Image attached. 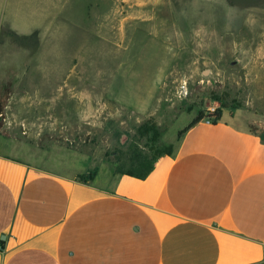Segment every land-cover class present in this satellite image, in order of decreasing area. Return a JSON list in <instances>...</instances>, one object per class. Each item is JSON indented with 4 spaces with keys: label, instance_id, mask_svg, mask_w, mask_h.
<instances>
[{
    "label": "rangeland",
    "instance_id": "rangeland-1",
    "mask_svg": "<svg viewBox=\"0 0 264 264\" xmlns=\"http://www.w3.org/2000/svg\"><path fill=\"white\" fill-rule=\"evenodd\" d=\"M212 107L264 141V0H3L0 135L28 163L126 171Z\"/></svg>",
    "mask_w": 264,
    "mask_h": 264
},
{
    "label": "crops",
    "instance_id": "crops-1",
    "mask_svg": "<svg viewBox=\"0 0 264 264\" xmlns=\"http://www.w3.org/2000/svg\"><path fill=\"white\" fill-rule=\"evenodd\" d=\"M196 116L143 179L102 164L83 181L0 135V264H264V141L230 107L182 132Z\"/></svg>",
    "mask_w": 264,
    "mask_h": 264
},
{
    "label": "trees",
    "instance_id": "trees-1",
    "mask_svg": "<svg viewBox=\"0 0 264 264\" xmlns=\"http://www.w3.org/2000/svg\"><path fill=\"white\" fill-rule=\"evenodd\" d=\"M222 109L221 108L220 109H216L215 113L211 114V115L200 111L197 114V116L192 120V122L182 132L188 130L190 127H192L193 125H195L196 123H198L199 121H201V120H203L205 118H210L215 123L217 120L220 119ZM139 129L141 131L142 127H140ZM171 152H172V145L165 146L164 148L159 149L157 151V154L151 160L138 159L135 162V167H133L132 169H129V170H126V171L120 170V171H117V172H119L121 174H126V175H129V176H133V177H136V178L143 179L151 171L153 163L156 161V159H158L160 156H163V155H170ZM94 173H95V170L87 173L86 175H79L78 178L83 180V181H86V180L92 179ZM0 244L2 245L3 241L0 240Z\"/></svg>",
    "mask_w": 264,
    "mask_h": 264
},
{
    "label": "built area",
    "instance_id": "built-area-1",
    "mask_svg": "<svg viewBox=\"0 0 264 264\" xmlns=\"http://www.w3.org/2000/svg\"><path fill=\"white\" fill-rule=\"evenodd\" d=\"M215 111H216V109L215 108H209L208 109V111H207V114H209V115H211V114H214L215 113ZM205 121H207V122H213L212 121V119H210V118H205ZM2 250V245L0 244V251Z\"/></svg>",
    "mask_w": 264,
    "mask_h": 264
}]
</instances>
